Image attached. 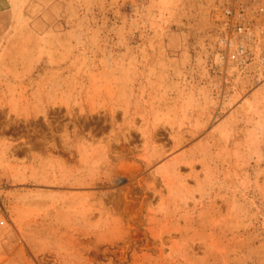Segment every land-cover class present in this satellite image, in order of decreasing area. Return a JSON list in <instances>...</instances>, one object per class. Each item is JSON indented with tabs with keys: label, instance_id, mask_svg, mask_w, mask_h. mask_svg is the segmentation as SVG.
Masks as SVG:
<instances>
[{
	"label": "rangeland",
	"instance_id": "1",
	"mask_svg": "<svg viewBox=\"0 0 264 264\" xmlns=\"http://www.w3.org/2000/svg\"><path fill=\"white\" fill-rule=\"evenodd\" d=\"M221 3L0 0V264H264V36L229 58Z\"/></svg>",
	"mask_w": 264,
	"mask_h": 264
},
{
	"label": "built area",
	"instance_id": "2",
	"mask_svg": "<svg viewBox=\"0 0 264 264\" xmlns=\"http://www.w3.org/2000/svg\"><path fill=\"white\" fill-rule=\"evenodd\" d=\"M221 4L226 54L245 63L247 47L256 45L264 36V0H222Z\"/></svg>",
	"mask_w": 264,
	"mask_h": 264
},
{
	"label": "bare ground",
	"instance_id": "3",
	"mask_svg": "<svg viewBox=\"0 0 264 264\" xmlns=\"http://www.w3.org/2000/svg\"><path fill=\"white\" fill-rule=\"evenodd\" d=\"M11 143V142H10ZM12 145V144H11Z\"/></svg>",
	"mask_w": 264,
	"mask_h": 264
}]
</instances>
